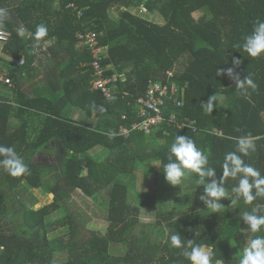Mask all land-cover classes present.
Returning <instances> with one entry per match:
<instances>
[{"label": "trees", "instance_id": "trees-1", "mask_svg": "<svg viewBox=\"0 0 264 264\" xmlns=\"http://www.w3.org/2000/svg\"><path fill=\"white\" fill-rule=\"evenodd\" d=\"M0 8L9 14L0 28L11 32L0 54L16 62L11 70L0 68L12 81L0 84V145L13 147L28 167L21 177L0 167V264H190L182 250L170 247L169 235L176 231L184 244L193 239L210 247L214 264H238L247 236L257 235L241 232L243 213L264 205V197L252 205L240 200L232 208L223 200L226 208L213 214L200 202L203 188L196 192L194 180L180 195L166 182L165 192L171 189L175 197L169 199L160 186L162 169L152 162L167 163L175 136L188 135L219 177L225 154L236 151L235 138L250 135L256 151L243 159L264 175V56L253 59L236 47L254 21L264 20V0H0ZM130 8L158 14L163 23ZM39 24L48 35L34 48ZM89 30L103 34L105 77H115L109 99L92 88V53L77 38ZM39 52L49 58L39 59ZM233 58L242 61L235 69L240 77L249 74L257 84L247 96L226 75H215L217 68L234 67ZM168 81L186 92L183 108L168 104L167 117L177 115L175 124L164 122L150 135L123 136L121 127L130 129L140 120L137 100L149 84ZM214 94L216 108L209 114L201 103ZM219 97H225L224 107ZM191 121L197 132L179 128ZM48 151L56 165L34 162L36 154ZM141 170L143 189L133 192ZM151 180L156 187L146 188ZM237 183L226 180L230 195ZM28 188H43L53 202L33 210L25 200ZM75 197L97 206L96 216L109 223L104 235L78 231L70 206ZM144 209L156 214V223L145 225L152 237L137 234ZM60 212L65 216L52 221ZM66 227L68 234L50 238Z\"/></svg>", "mask_w": 264, "mask_h": 264}, {"label": "clouds", "instance_id": "clouds-1", "mask_svg": "<svg viewBox=\"0 0 264 264\" xmlns=\"http://www.w3.org/2000/svg\"><path fill=\"white\" fill-rule=\"evenodd\" d=\"M8 15L7 10L0 8V25L8 18ZM20 35H23L22 30ZM33 35L35 41L33 47L38 48L40 42L48 35L47 26L37 25ZM236 47L242 49L253 59L264 56V20L254 21L251 34L246 35L243 43L237 44ZM241 63L240 59L233 58L234 67L217 68L215 75H226L233 80L237 92L242 96H247L250 89L256 90L257 84L249 74L241 78L235 71ZM216 99V94L210 96L206 102L201 103L202 108L212 114L216 108ZM100 111L104 109L101 108ZM235 140L236 151L225 154L222 173L219 177H217L216 168L210 165L208 155L188 135L177 134L170 146L168 162L155 160L152 162V167L162 169L167 184L180 189L179 195L188 183L194 180L197 186L196 192L200 187L203 188V192L199 195L200 202L207 211L213 214L226 208L221 203L223 200L230 201V208L240 200L247 205H252L258 198L264 197V175L243 159L244 156L256 151L253 138L246 135L235 138ZM0 167H3L13 177H21L28 173L27 165L13 147L0 145ZM228 178L238 180V183L231 188L232 195L225 187ZM261 209H264V205L257 203L251 211L243 213L242 221L246 228H241V232L248 231L257 235L245 244L242 254L239 255L238 264H264V214H260ZM169 243L170 247L182 250L181 255L190 264H214L210 247L197 244L193 239L187 240V244H184L182 236L177 231L169 235ZM215 264H223V261L215 260Z\"/></svg>", "mask_w": 264, "mask_h": 264}, {"label": "built area", "instance_id": "built-area-1", "mask_svg": "<svg viewBox=\"0 0 264 264\" xmlns=\"http://www.w3.org/2000/svg\"><path fill=\"white\" fill-rule=\"evenodd\" d=\"M102 35V33L100 34L94 30H89L86 33L77 34V38L92 53L93 60L91 66L95 76L92 88L97 91H102L109 99L111 97L110 84L115 77L113 79L105 77L106 68L103 67L102 62L107 56V48L100 46L99 39ZM10 37L11 32L9 30L0 28V43L8 42ZM24 63V59H21L19 64L23 65ZM168 76L170 79L173 77V74L168 73ZM0 84L11 85L12 81L10 78L0 74ZM185 98V90L175 82L168 81L163 84L152 82L149 84L146 95L137 100L140 108V120L130 129L121 127V134L127 137L133 131H141L146 135H150L151 132L158 129L164 122L174 125L177 121V115L172 114L170 117H167L166 110L168 104H173L176 108L181 109L185 106ZM179 126L180 129L191 128L194 132L198 131L196 122L194 121L182 123ZM215 134L221 135L218 130H215Z\"/></svg>", "mask_w": 264, "mask_h": 264}, {"label": "rangeland", "instance_id": "rangeland-1", "mask_svg": "<svg viewBox=\"0 0 264 264\" xmlns=\"http://www.w3.org/2000/svg\"><path fill=\"white\" fill-rule=\"evenodd\" d=\"M129 11H131L134 14H137L138 16H141L143 18L149 19L153 22H157V23H163L162 19L158 16V14L153 15L150 13H147L144 9L142 10H138V9H132L130 8ZM113 14L115 16H118L120 14V11H114ZM195 17L197 19H199V17H201V14H196ZM49 46V45H48ZM48 46H46V48H44V50L42 52H46ZM39 52L38 57L39 59L43 58V53ZM47 53V52H46ZM49 58V55L47 57H44V59ZM38 60V59H37ZM39 61V60H38ZM15 61L10 60L8 57L4 56L3 54H0V68H4L7 70H11L15 67ZM38 63L36 62V65ZM17 65V64H16ZM173 74V73H172ZM40 78L37 77L35 79L34 84L39 80ZM32 83L27 85V89H30L32 87ZM221 106L224 107L226 104V100L225 97H219ZM82 114V113H81ZM94 153V152H93ZM54 152L48 151V152H42V153H38L36 154L35 158H34V162L39 164V165H50V166H54L57 164V159L56 157L53 155ZM156 170H158V168L155 167ZM137 182H136V186L133 189V192H137V191H141L143 189V181H144V174H143V170H141L138 174H137ZM152 182L149 183L148 187L146 188H154L156 187L155 182L153 180H151ZM160 181V180H159ZM166 181L165 179H162V181H160V186L163 187L164 189V194L169 195V199H171L173 201V199L175 198L173 195H171L172 190L170 189L167 193L165 192V186H167V184L165 185ZM25 187H28L27 185ZM30 190V192H26L27 195H25L26 197V201L28 202V204L30 205V207H32L33 210L37 211L39 209H41L44 206H47L49 204H51L53 202V196L49 195L48 193L45 192V190L43 188L41 189H31L28 188ZM183 191V190H182ZM25 191L22 190L21 194H23ZM177 193H180V191H176ZM183 193V192H181ZM49 195V196H48ZM100 200L106 202V197H102L100 198ZM87 201V200H85ZM74 203H70L71 206V213L74 216V218L77 220L78 223V231L83 235L84 233L89 235V233L91 231H97L100 234L104 235L107 232L109 223L107 221H104L102 218H98L96 215L100 214V212L97 209V206H95L94 204H92V202H90L89 200L86 202V204L81 203L76 197L74 198ZM155 212L153 211H149V210H142L141 214H140V223L141 226L140 228L137 230V234L139 236H145V235H150L152 237V229L150 228H146L145 225H150L152 223H156V217H155ZM63 216H65L64 213H56L54 215L51 216V220L55 221L57 219L62 218ZM158 230H156L157 232ZM155 232V235H156ZM69 233V227L60 229L56 232H53L52 234H50V238H57V237H62L66 234ZM79 233V234H80ZM248 241L251 239V236L248 235L247 236Z\"/></svg>", "mask_w": 264, "mask_h": 264}, {"label": "crops", "instance_id": "crops-1", "mask_svg": "<svg viewBox=\"0 0 264 264\" xmlns=\"http://www.w3.org/2000/svg\"><path fill=\"white\" fill-rule=\"evenodd\" d=\"M80 116V114H76V117H79ZM98 152H100V149H97V151L96 152H94L95 154H97ZM54 156H55V154H53ZM46 192V191H45ZM47 193V192H46ZM49 196V195H48Z\"/></svg>", "mask_w": 264, "mask_h": 264}]
</instances>
